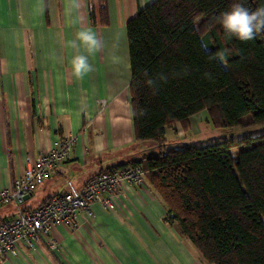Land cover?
<instances>
[{"label":"crops","instance_id":"0c3cea01","mask_svg":"<svg viewBox=\"0 0 264 264\" xmlns=\"http://www.w3.org/2000/svg\"><path fill=\"white\" fill-rule=\"evenodd\" d=\"M153 1L106 0L104 25L99 0H0V189L12 188L59 135L77 139L70 157L33 196L0 208V220L69 183L81 188L126 159L155 154V144L136 141L127 34L128 21ZM84 28L100 45L89 55L93 70L78 80L69 61L85 50L69 41ZM199 114L189 118L186 135L200 130L192 123ZM174 131L166 128L168 146L180 145ZM115 203L112 210L94 203L93 216L82 213L77 227L57 226L36 249L21 245L5 264H212L164 221L165 204L147 174L143 184L123 182Z\"/></svg>","mask_w":264,"mask_h":264},{"label":"trees","instance_id":"16d2710c","mask_svg":"<svg viewBox=\"0 0 264 264\" xmlns=\"http://www.w3.org/2000/svg\"><path fill=\"white\" fill-rule=\"evenodd\" d=\"M99 1L106 25V0ZM232 3L154 0L128 21L136 141L152 142L156 152L108 170L141 166L165 204L164 221L209 263L264 264V133L204 145L165 141L167 127L187 128L204 111L217 129L238 127L249 114L253 124L264 123V38L226 40L219 24L210 27ZM218 52L223 60L210 58Z\"/></svg>","mask_w":264,"mask_h":264},{"label":"built area","instance_id":"2783aa9c","mask_svg":"<svg viewBox=\"0 0 264 264\" xmlns=\"http://www.w3.org/2000/svg\"><path fill=\"white\" fill-rule=\"evenodd\" d=\"M103 104H105L103 102ZM76 136L59 135L52 147L44 152L39 161L27 167L25 173L15 180L11 188L0 189V208L25 202L70 157L76 145ZM146 171L141 166H127L117 170H105L90 177L81 188L72 183L67 189L53 194L32 208H20L11 217L0 220V264L8 256H17L20 246L36 249L42 239L49 238L57 226L75 228L80 215L93 216L92 205L102 203L112 210L123 182L143 184Z\"/></svg>","mask_w":264,"mask_h":264},{"label":"clouds","instance_id":"9594fccd","mask_svg":"<svg viewBox=\"0 0 264 264\" xmlns=\"http://www.w3.org/2000/svg\"><path fill=\"white\" fill-rule=\"evenodd\" d=\"M246 5V0H233L227 10L213 17L210 27L214 28L219 24L225 34V39L236 38L241 42L264 38V0L260 6L250 10ZM77 41L79 44H77ZM100 41L96 33L91 28L81 29L76 33V39L69 41V46H83L84 52L72 56L69 61L72 75L75 79L82 80L93 68L89 62V55L99 48ZM211 59H224V53L218 52ZM211 79V73L204 74Z\"/></svg>","mask_w":264,"mask_h":264},{"label":"rangeland","instance_id":"374dc122","mask_svg":"<svg viewBox=\"0 0 264 264\" xmlns=\"http://www.w3.org/2000/svg\"><path fill=\"white\" fill-rule=\"evenodd\" d=\"M207 112H201L197 118L193 119V124L196 127V130L200 128L197 133H189L186 135L187 130H190L189 120L187 121V128L184 127H176L169 126L174 131V136L172 137L173 140H178L179 146L184 145H204L214 141H221V140H240L246 137H255L258 134L264 133V123L263 124H253L252 115H247L246 117L242 118L241 125L238 127L233 128H225V129H217L215 128L209 121L207 122L208 118ZM178 133L182 134V137L178 135ZM186 137V138H185ZM183 138V139H181ZM245 145H240L235 149L238 150ZM34 195V194H33Z\"/></svg>","mask_w":264,"mask_h":264},{"label":"water","instance_id":"95a60500","mask_svg":"<svg viewBox=\"0 0 264 264\" xmlns=\"http://www.w3.org/2000/svg\"><path fill=\"white\" fill-rule=\"evenodd\" d=\"M29 198V196L26 197V199Z\"/></svg>","mask_w":264,"mask_h":264}]
</instances>
